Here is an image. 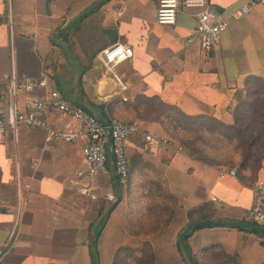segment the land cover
Returning a JSON list of instances; mask_svg holds the SVG:
<instances>
[{"label": "crops", "instance_id": "obj_1", "mask_svg": "<svg viewBox=\"0 0 264 264\" xmlns=\"http://www.w3.org/2000/svg\"><path fill=\"white\" fill-rule=\"evenodd\" d=\"M99 2L0 0V83L7 100L10 77L47 76L46 87L17 93L20 108L56 87L104 123L137 120L140 128L128 141L130 175L120 183L111 159L107 172L77 175L88 168L87 136L79 120L54 108L47 107L45 126L10 132L0 143V264H94L92 229L116 199L117 183L121 199L95 235L98 264H190L180 234L197 221L205 224L186 241L195 264H264L258 232L217 222H246L264 158L255 170L241 166L237 176L221 177L224 165L169 136L143 101L235 125L248 98L264 97V5L234 17L244 0H210L229 26L205 52L185 45L196 18L180 13L175 24H160L157 0H104L62 32ZM59 33L82 70L80 87L76 66L55 41ZM116 42L128 43L133 55L110 71L102 50ZM53 130L80 135L65 141ZM147 133L183 149L147 142ZM84 186L90 194L81 192Z\"/></svg>", "mask_w": 264, "mask_h": 264}, {"label": "built area", "instance_id": "obj_2", "mask_svg": "<svg viewBox=\"0 0 264 264\" xmlns=\"http://www.w3.org/2000/svg\"><path fill=\"white\" fill-rule=\"evenodd\" d=\"M263 4L264 0H244V3L231 14L239 17L249 13L255 6ZM121 13V12H120ZM180 13H188L196 18V27L185 39V45H198L203 51L209 52L217 46L223 32L228 28V17L220 9L214 8L210 0H157L156 19L160 24H175ZM105 65L110 71L116 66L128 60L133 55V48L128 43L116 42L102 50ZM48 77L36 79L27 75L12 76L8 80L10 99L7 100L0 83V143L10 132L17 134L21 125L30 127H43L46 125L47 107L69 115L79 120L83 125V131L87 136V142L83 145V155L88 164L86 170H79L78 176L107 172L110 155L113 156L114 171L121 182L128 180L130 164L128 157V141L130 137L140 130L137 120L124 121L112 120L109 124L101 121L96 115L86 110L77 103L70 101L58 88L51 87L46 98L32 99L25 108H20L15 101L18 92L30 93L36 87H46ZM127 87L123 86V90ZM127 100V97H123ZM52 136L65 141H73L78 138L80 131L53 130ZM145 140L166 148H177L173 139L145 134ZM238 168L222 166L221 177L237 176ZM89 188L81 189L83 194H90ZM113 198V197H112ZM245 221L264 227V177L260 178L253 190V203L247 211ZM258 238L264 246V231L258 233Z\"/></svg>", "mask_w": 264, "mask_h": 264}, {"label": "rangeland", "instance_id": "obj_3", "mask_svg": "<svg viewBox=\"0 0 264 264\" xmlns=\"http://www.w3.org/2000/svg\"><path fill=\"white\" fill-rule=\"evenodd\" d=\"M154 113L162 121L169 136L178 139L189 151L206 160H214L226 167H245L255 170L264 158V136L251 147V131L238 132L224 127L214 120L187 118L163 105ZM156 106V107H157ZM255 127L264 135V105L259 107Z\"/></svg>", "mask_w": 264, "mask_h": 264}, {"label": "water", "instance_id": "obj_4", "mask_svg": "<svg viewBox=\"0 0 264 264\" xmlns=\"http://www.w3.org/2000/svg\"><path fill=\"white\" fill-rule=\"evenodd\" d=\"M104 0H101V2ZM101 2L97 3L96 5H94L92 8H90L89 10H87L86 12H84L83 14H81L79 17L75 18L69 25L65 26V28L62 30L65 31L67 30L74 22H76L79 18H81L82 16L86 15L87 13H89L90 11H92L95 7H97ZM60 33L56 35L55 37V41L56 43L61 46L63 48V50L66 52V54L68 55V57L70 58V60L74 63V65L76 66L77 70H78V79H77V84L80 87L81 86V77H82V70L79 68V66L75 63L72 55L70 54L69 50L64 46L63 43L60 42V40L58 39ZM77 104H79L80 106L84 107L86 110H88L89 112L95 114L91 108H89L87 105H85L83 102H81V100L77 97L76 99ZM96 115V114H95ZM97 116V115H96ZM98 117V116H97ZM99 118V117H98ZM108 124V123H107ZM110 158L112 160L113 163V156L112 154L110 155ZM114 166V163H113ZM114 168V167H113ZM117 197L116 199L110 204V206L106 209V211L99 217V219L97 220L95 226L92 229V240H91V249H92V254H93V259H94V264H98V260H97V256H96V245H95V235H96V231L99 228L101 222L104 220V218L110 213V211L114 208V206L119 202V200L121 199V192H120V186L117 183ZM218 223H226V224H236V225H243V226H247L250 228H254V229H263L264 227L261 226H257L248 222H243V221H232V220H226V221H217ZM205 224V222L202 221H197V222H190L189 224H187L185 226V228L182 230L181 234H180V243H181V247L183 250V253L185 254L186 258L188 259L190 264H195L193 261V258L191 256V253L189 252V249L187 247V244L185 242V235L187 233H189L193 228L203 225Z\"/></svg>", "mask_w": 264, "mask_h": 264}, {"label": "trees", "instance_id": "obj_5", "mask_svg": "<svg viewBox=\"0 0 264 264\" xmlns=\"http://www.w3.org/2000/svg\"><path fill=\"white\" fill-rule=\"evenodd\" d=\"M144 104L145 106H147V112L151 113H155L158 110H160L161 108L157 106V101L155 99H150V98H145L144 100ZM246 104L248 105V107L246 108V110L242 113L238 115V119H237V123L235 125H225L223 123H220L221 125H223L226 128H231L232 130H237L238 132H244V131H251V134L255 133L256 135H251V147L255 148V145L257 144V142L264 136L262 133V129H258L255 127L256 122L258 121L259 118V112L258 109L259 107L264 105V97H254L251 99L248 98L246 101ZM163 105V104H162ZM157 106V107H156ZM165 106V105H163ZM167 109L169 110H175L174 108L170 107V106H165ZM211 163H214V160H207ZM119 180V179H118ZM120 183V180H119ZM238 227L240 228H244V229H248V230H253L256 231L258 233L263 232V229H251L242 225H239ZM99 232V231H98ZM98 235V233H97ZM189 233H187L185 235V242L187 241ZM187 244V242H186ZM188 247V246H187ZM189 249V248H188ZM190 252V251H189Z\"/></svg>", "mask_w": 264, "mask_h": 264}]
</instances>
